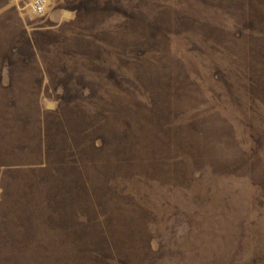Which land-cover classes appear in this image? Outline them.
<instances>
[{
    "label": "rangeland",
    "instance_id": "1",
    "mask_svg": "<svg viewBox=\"0 0 264 264\" xmlns=\"http://www.w3.org/2000/svg\"><path fill=\"white\" fill-rule=\"evenodd\" d=\"M0 0V264H264V0Z\"/></svg>",
    "mask_w": 264,
    "mask_h": 264
},
{
    "label": "built area",
    "instance_id": "2",
    "mask_svg": "<svg viewBox=\"0 0 264 264\" xmlns=\"http://www.w3.org/2000/svg\"><path fill=\"white\" fill-rule=\"evenodd\" d=\"M31 7L36 14L42 15L46 10L47 0H32Z\"/></svg>",
    "mask_w": 264,
    "mask_h": 264
}]
</instances>
